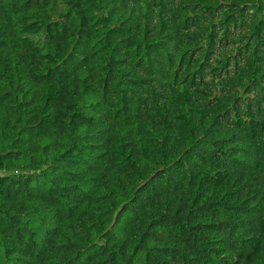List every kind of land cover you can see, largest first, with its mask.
<instances>
[{
  "label": "trees",
  "instance_id": "obj_1",
  "mask_svg": "<svg viewBox=\"0 0 264 264\" xmlns=\"http://www.w3.org/2000/svg\"><path fill=\"white\" fill-rule=\"evenodd\" d=\"M0 264H264V0H0Z\"/></svg>",
  "mask_w": 264,
  "mask_h": 264
}]
</instances>
